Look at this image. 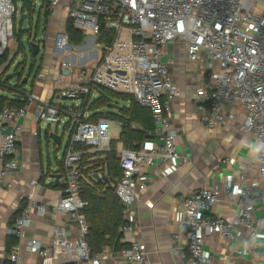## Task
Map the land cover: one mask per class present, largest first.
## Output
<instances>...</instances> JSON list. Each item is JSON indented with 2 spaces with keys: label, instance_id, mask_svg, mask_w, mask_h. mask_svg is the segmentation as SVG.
<instances>
[{
  "label": "built area",
  "instance_id": "built-area-1",
  "mask_svg": "<svg viewBox=\"0 0 264 264\" xmlns=\"http://www.w3.org/2000/svg\"><path fill=\"white\" fill-rule=\"evenodd\" d=\"M39 1L41 11H49L47 21L62 4V0ZM15 13V0H0V56L9 48L10 40L18 45L13 29ZM62 13L65 20L52 38V51L64 55L52 68L56 99L42 101L32 91L26 92L24 107H4L0 111L1 122L13 123L12 130L0 141V187L9 188L7 179L16 169L14 157L21 130L16 121L26 116L27 104H36L35 120L46 126L45 135L55 133L61 144L67 134L60 159L61 171L56 172L65 186L61 188L54 212L67 216L74 225L75 239H69L66 229L58 225L53 229L50 245L31 239L25 245L27 252H36L42 264L108 262L104 250L91 256L84 239L88 225L83 211L88 203L81 198L84 175L80 166L86 155L114 152L121 172L114 194L124 206L126 221L120 231L133 235L128 247L118 252L119 259L131 264L144 261L145 252L137 238L140 232L135 223V201L148 189L150 179L173 172L180 161L177 132L171 124V103L178 88L168 63L163 61L166 47L174 40L185 44L190 63L207 64L208 79L193 96L200 123L215 129L232 119L224 111L225 105H236L244 111L240 129L252 137L256 171L264 188V0H66ZM67 23L87 38V44L96 42L94 38L104 24L113 32L109 47L100 53L86 54V46L76 47L69 41ZM36 44L40 52L47 48L45 42L42 47ZM75 48L80 51L76 52ZM47 75L40 68L34 80ZM96 88L130 96L137 105L149 110L154 144L145 149L111 147L110 125L122 128V124L105 118L90 119L92 113L85 108V102L91 100ZM62 99L76 103L66 106L61 104ZM60 144L56 145L57 149ZM96 175L100 177L98 180L104 178L103 174ZM30 183L32 189L37 185L35 180ZM250 193L249 187L233 183L229 176L222 188L214 185L188 192L182 198L173 215L183 231L184 263L227 264V257L218 249L207 250L209 241L226 245L241 236L253 241L264 238L261 232L264 219L255 217L257 204ZM220 203L234 208L232 219L211 216ZM32 210L39 215L47 211L44 204L30 200L22 213L14 217L8 230L10 236L22 237L24 229L31 224ZM180 239L179 234L171 235L175 245ZM18 251V246L12 248L8 257L11 264L19 262Z\"/></svg>",
  "mask_w": 264,
  "mask_h": 264
},
{
  "label": "crops",
  "instance_id": "crops-1",
  "mask_svg": "<svg viewBox=\"0 0 264 264\" xmlns=\"http://www.w3.org/2000/svg\"><path fill=\"white\" fill-rule=\"evenodd\" d=\"M54 13L58 20H54L51 25ZM53 14L48 21L49 25L55 28L65 20L59 18L62 7L57 8ZM90 45L89 43L86 46ZM165 53L163 61L168 63L172 80L178 88V93L171 103V124L177 132L176 147L180 161L173 172L150 179L148 189L138 195L135 201V223L140 232L137 238L140 239L145 252V259L141 264H186L182 259L185 242L183 231L180 222L174 220L173 212L179 209L182 198L188 192L211 188L214 185L222 188L229 176L232 177L233 183L251 189L250 198L255 199L257 204L254 215L264 219V188L260 185L256 171V151L251 135L240 129L245 117L244 111L236 105H225L224 111L227 115L231 114L232 119H227L215 129L206 128L199 121L193 96L195 90L203 86L208 79L207 64L190 63L185 44L180 40L170 42ZM59 60L60 58L57 59ZM57 61L55 60L56 64ZM44 62L53 61L46 59ZM45 63L43 67L40 65L39 69L46 70L48 75L42 80L34 81L31 90L42 101H54L55 72ZM0 96L14 95L0 92ZM35 112L36 104H27L26 116L16 121L21 127L17 135V155L14 157L16 169L7 179L9 188L0 187V264H11L8 257L14 246L19 248L17 264H42L36 252L25 250L26 242L36 239L44 246L50 245L55 226H63L71 240L76 236L72 231L74 225L69 222L67 216L54 212L61 188L53 185L50 175L59 172L60 160L53 166L49 159L51 141L45 137L42 125L36 122ZM12 124L10 120L0 121V141L4 134L12 130ZM137 128L138 126L132 125V129ZM119 130L121 132L122 128ZM34 133H37V136ZM152 138L153 136L145 139L136 149L150 147L154 144ZM117 140H112L116 143L115 147H125ZM57 150L53 148L51 153L55 155ZM33 180L37 185L32 189L30 182ZM30 200L44 204L46 214L39 215L35 210L30 211V226L24 229L20 239L13 237L16 244L12 248L8 247L12 237L8 230L14 217L22 213ZM234 215V208L226 203L216 205L211 213L213 217L227 220L232 219ZM261 232L264 235V230ZM172 234L180 235V243H172ZM132 237L131 234L122 233L121 242L126 248ZM206 248L218 249L227 257V264H264V238L253 241L241 236L226 245L212 240ZM104 251L109 256L106 264H131L119 259L118 252H112L109 247H105Z\"/></svg>",
  "mask_w": 264,
  "mask_h": 264
},
{
  "label": "trees",
  "instance_id": "trees-1",
  "mask_svg": "<svg viewBox=\"0 0 264 264\" xmlns=\"http://www.w3.org/2000/svg\"><path fill=\"white\" fill-rule=\"evenodd\" d=\"M44 16L47 21L49 11H45ZM66 32L69 41L74 45H79L84 38L69 23L66 25ZM112 37L113 32L107 30L105 25L102 24L96 42L103 44L105 50L109 47ZM18 45L16 48H18ZM4 55L0 56V68L2 66L3 69L9 61L8 57L6 58ZM19 67L17 65L14 70H21V67ZM6 73L0 74V92L3 94L12 93L14 96H0V111L4 107L20 109L26 105L25 93L32 91L31 88L33 87L35 76H33L29 90H27L25 85L21 84V78L20 81L16 80L15 84L11 85L10 81L4 79ZM29 75L30 73H28V77ZM4 83L7 84L8 91L2 88ZM103 91V95L98 94L96 99L85 102V108L92 113L90 119L96 121L99 118H105L121 122L122 131L117 142L122 143L125 147L129 146L131 149H136L141 142L152 136L153 122L149 110L137 105L130 96ZM120 101L126 102L127 106L120 105ZM109 103L117 104L122 109L118 112L108 109L107 105ZM93 105L99 106L91 109ZM132 125H136L138 128L132 129ZM115 144L114 141H111L110 146L114 147ZM59 164V171H61L62 165L61 163ZM80 168L84 175L81 198L88 203L83 211L88 225V232L84 239L90 255L99 254L105 247L111 248L114 253L120 252L126 248V245L121 242L122 233L120 232V227L126 224V221L123 217L124 206L114 194V186L121 176L115 153L86 155ZM98 173L103 174L104 178L94 180L92 176ZM15 244L16 240L10 237L8 247L12 248Z\"/></svg>",
  "mask_w": 264,
  "mask_h": 264
},
{
  "label": "rangeland",
  "instance_id": "rangeland-1",
  "mask_svg": "<svg viewBox=\"0 0 264 264\" xmlns=\"http://www.w3.org/2000/svg\"><path fill=\"white\" fill-rule=\"evenodd\" d=\"M63 4H66V0H62L61 7L63 6ZM15 7H16V13L13 17L14 36L16 37V39H18L17 41L18 44L20 42L22 43L21 45L23 49H21L22 47L20 44L18 45V48H16L15 42L13 40L9 41L8 43L9 48H7V50L5 51L4 54L6 55L4 56H6V58L8 57L9 59L8 64L11 63L12 66L10 65V67L9 68L6 67V69H3L1 66L0 74L8 71L12 72L16 68L15 66L19 65L21 67V71H22L21 73L24 77H28V73H30L28 81L25 84V87L28 90L34 74L37 72L40 65L42 67L44 66L45 63L44 61L46 59H50L51 61H53V62L45 63L48 64L49 68H53L56 65L55 60L57 61L58 58L64 56L61 54H56L55 52L52 51V38L56 33L57 29L59 27H62L63 22L59 21L60 23L57 24L58 26L52 28V26L49 25V22L45 20L44 12L41 11L39 0H35L34 2H30V3H26L21 0H15ZM22 15L27 16V18L24 21H21ZM52 17L54 19L52 20L51 25H53L54 20H58V16H56V13H54ZM60 17L65 19L66 15L62 13L60 14L59 18ZM88 35H92V34H88ZM94 39L97 38L95 37ZM28 41L38 43L41 47L45 42L47 48H42L40 54H38L37 56H33L29 51ZM87 42H88L87 38H83V40L79 45L80 48L85 47L87 45ZM85 48L87 50L86 54L91 51H96L97 53L104 51V45L99 44V42H92L90 46H86ZM74 50L76 52L80 51L77 50V48H75ZM16 80L20 81V78L11 80L10 84L14 85ZM3 86H4L2 87L3 89H6L7 91L9 90L7 89L6 83H4ZM103 93L104 91L101 88H96L93 92L91 101L93 99H96L98 94L103 95ZM75 103L76 102H73L71 100H66V99L61 100V104L66 106H71L74 105ZM119 104L127 106L126 102L120 101ZM98 106L99 105H93L91 109L97 108ZM42 128L44 130L46 126L42 124ZM119 132H120L119 128L111 124L109 128V138L111 140H117ZM60 133L61 131L58 132L59 135ZM66 137L67 134L65 133L58 150H57L58 146H53L52 143H49V159L51 160L53 166H55L56 163L58 164V160L61 159L63 147L66 142ZM53 148L57 150L55 155L51 153V150H53ZM55 168H57V166Z\"/></svg>",
  "mask_w": 264,
  "mask_h": 264
},
{
  "label": "water",
  "instance_id": "water-1",
  "mask_svg": "<svg viewBox=\"0 0 264 264\" xmlns=\"http://www.w3.org/2000/svg\"><path fill=\"white\" fill-rule=\"evenodd\" d=\"M26 18H27L26 15H22L21 16V21H24ZM20 44H22V43L20 42ZM28 47H29V51L31 52V54L33 56H37L39 54L40 48H39V46L36 43L28 41ZM8 63L9 62H7V65H6L7 68H9L10 65H11V63L10 64H8ZM6 67L4 69H6ZM15 67H17V66H15ZM21 72H22L21 70H19V71L18 70L17 71L14 70L12 72H7L4 75V79L8 80V81H11L13 79L21 78V84L25 85L27 83L29 77H24ZM107 108L111 109L113 111H120L122 109L119 105L114 104V103H109L107 105ZM45 137H47L51 141V143L54 144L55 146L60 144V137L58 135H56L55 133H53V132H50L49 134H46ZM93 178L97 180L100 177L98 175L94 174ZM50 179L53 180V185L55 187L63 188L65 186V183L61 182V175L60 174L53 173V174L50 175ZM63 264H74V263L73 262H66V263H63Z\"/></svg>",
  "mask_w": 264,
  "mask_h": 264
}]
</instances>
